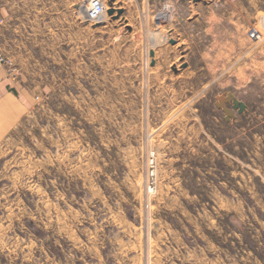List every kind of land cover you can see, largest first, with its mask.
<instances>
[{
    "label": "rangeland",
    "instance_id": "rangeland-1",
    "mask_svg": "<svg viewBox=\"0 0 264 264\" xmlns=\"http://www.w3.org/2000/svg\"><path fill=\"white\" fill-rule=\"evenodd\" d=\"M89 2L0 0V264H264V0Z\"/></svg>",
    "mask_w": 264,
    "mask_h": 264
},
{
    "label": "built area",
    "instance_id": "built-area-1",
    "mask_svg": "<svg viewBox=\"0 0 264 264\" xmlns=\"http://www.w3.org/2000/svg\"><path fill=\"white\" fill-rule=\"evenodd\" d=\"M106 0H90L88 6H87V16L91 20H98L102 15H104L108 11V6L106 5ZM2 54L0 52V59ZM149 173H148V182L146 185V191L149 193L154 192L155 190V154L152 153L149 160Z\"/></svg>",
    "mask_w": 264,
    "mask_h": 264
},
{
    "label": "water",
    "instance_id": "water-1",
    "mask_svg": "<svg viewBox=\"0 0 264 264\" xmlns=\"http://www.w3.org/2000/svg\"><path fill=\"white\" fill-rule=\"evenodd\" d=\"M115 11H118V15H121L123 13V9L119 8L116 9L114 7L109 9V14H113ZM174 42V40H172ZM151 55H155V51H151ZM217 106L222 107L226 113V120H230L232 116L235 115L234 110L232 108H229L227 104H233L234 108L239 109L240 112L244 111L246 108V104L240 100H238L233 93H224L217 97L216 101Z\"/></svg>",
    "mask_w": 264,
    "mask_h": 264
},
{
    "label": "bare ground",
    "instance_id": "bare-ground-1",
    "mask_svg": "<svg viewBox=\"0 0 264 264\" xmlns=\"http://www.w3.org/2000/svg\"><path fill=\"white\" fill-rule=\"evenodd\" d=\"M103 20V19H102ZM97 21H99V19L97 20ZM130 22V21H129Z\"/></svg>",
    "mask_w": 264,
    "mask_h": 264
}]
</instances>
